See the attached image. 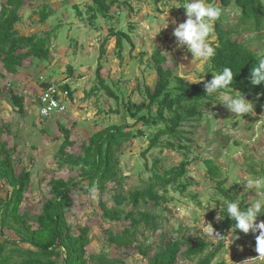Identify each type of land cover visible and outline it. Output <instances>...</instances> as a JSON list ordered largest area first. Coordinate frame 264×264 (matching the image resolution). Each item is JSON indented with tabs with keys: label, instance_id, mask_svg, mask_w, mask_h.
<instances>
[{
	"label": "rangeland",
	"instance_id": "374dc122",
	"mask_svg": "<svg viewBox=\"0 0 264 264\" xmlns=\"http://www.w3.org/2000/svg\"><path fill=\"white\" fill-rule=\"evenodd\" d=\"M4 1L0 0V9ZM90 1H26L18 10L21 20L16 28L26 36H43L51 31L50 58L40 60L28 57L15 74L7 73L0 60V137L9 148L16 146L13 158L17 173L23 168L32 172L21 210L38 215L43 202L51 196L49 182L52 178L79 179L81 175L79 167L56 158L63 142L62 125L71 129L74 142L68 152L77 155L83 152V146L95 132L113 124H128L129 130L135 133L144 130L145 135L128 141L118 153L119 182L109 183L105 192L101 193L90 182L82 181L71 193L73 205L66 217L75 233H79L82 227L88 230L90 244L87 254L94 257L89 264H101L98 260L100 256L118 260L117 264H149V257L165 235L184 242L189 239L192 242L200 235L209 242L206 248V254H209L218 242L214 233L208 234V224L218 232L214 226L219 222L216 219L220 212L216 211L220 209L217 202L226 199L219 191V182L230 193L237 190L236 197L244 203L256 198L254 192L244 193L241 183L251 176H264V105L258 109L254 104V115L236 117L212 98L200 107L201 116L197 120L191 119L181 125L189 138L183 141L187 146L185 150L166 148L167 137H163L157 147L146 153L151 134L159 126H145L143 122L136 124L124 104L147 102L146 87L153 89L158 78L153 68V55L159 51L165 68L172 69L175 75L187 80L204 79L199 83L205 81L209 74L208 64L193 62L190 52L177 47L173 30L187 16L183 6H172L183 0H119L112 8V18L99 16L93 23L86 12ZM74 5H78L84 13L83 19L77 16ZM215 5L222 9L223 28L238 31L233 32V39L264 55V28L259 36L252 23L241 22V12L235 4L228 7H222L220 3ZM43 9L49 14L46 22L41 21ZM111 27L123 29L131 37L132 43H124L123 58L117 56L115 38L108 39ZM213 35L216 44L215 25ZM102 44L106 48L103 56L100 54ZM98 70L104 84L99 81ZM43 83L71 87L74 98L66 101L68 109L65 114H53L43 120L39 118L40 103L37 99ZM104 85L109 86L118 97L108 94ZM10 89L24 96V115L13 105ZM185 156L191 164L180 183L187 188L181 191L169 185L165 192L158 186V193L166 194L167 202L161 200L155 206L153 201H141L138 216L147 212L158 218L155 231L144 224L137 229L136 243L150 246L148 256L144 257L135 246L127 251L117 247L109 237L121 233L131 224L129 221H112L104 214L101 202L108 209L128 211L131 204L126 201L117 205L116 194L129 195L136 190H146L155 183L156 174L163 176L166 170L179 165ZM205 159H212L218 165L219 176L216 179L209 178ZM215 204L214 208L208 209ZM261 220L263 218L259 215L257 223ZM6 234L15 237L10 231ZM258 235L259 232L245 234L241 230H230L224 248L212 264H264V259L255 257L258 254L255 245ZM3 238L0 234V240ZM186 248L187 243L182 246V252ZM195 262L196 259L190 260L180 253L177 264Z\"/></svg>",
	"mask_w": 264,
	"mask_h": 264
},
{
	"label": "trees",
	"instance_id": "16d2710c",
	"mask_svg": "<svg viewBox=\"0 0 264 264\" xmlns=\"http://www.w3.org/2000/svg\"><path fill=\"white\" fill-rule=\"evenodd\" d=\"M26 1L28 0H5L0 9V60L6 72L10 74H15L28 57L48 60L51 55V31H47L43 36L37 34L26 36L21 35L16 28L21 20L18 10ZM118 1L91 0L86 10L89 13L90 22H95L99 16L112 18V8ZM208 2L220 3L222 7L235 4L241 12L240 21L245 24L252 23L256 32L261 36L264 28L263 0H208ZM74 7L77 10V16L83 19L82 10L78 5H74ZM48 18L49 14L43 9L41 21L46 22ZM221 19L215 24L217 42L214 44L215 56L210 61L211 69L219 72L224 67H230L234 73L238 72L233 87L240 90L259 109L264 105V95L258 97V94L264 93V82L252 86L248 79L250 71L256 63L255 57L259 54L250 49L247 44L233 39V32L237 30L223 28ZM109 32L108 39L109 37L115 38L117 56L123 58L125 41L132 43L129 33L115 27H111ZM104 44H102L100 52L102 56L106 53ZM163 60L159 51L153 55V68L156 70L158 78L153 89L146 87L147 102L124 104L126 112L135 120L136 124L143 122L145 126H159L151 134L150 145L146 153L157 147L163 137H167L164 144L166 148L172 151L185 150L187 146L183 144V141L189 140V138L185 136L181 125L190 122L191 119L197 120L201 116L200 107L212 99V97L206 96L204 88V83L213 78L211 71L202 83L189 84L186 78L175 75L172 69L165 68ZM99 70L97 71L99 81L104 84V79H100ZM47 85V83H43V86ZM104 87L108 94L118 97L109 86L104 85ZM64 89L69 91V96L72 99L74 94L70 86L65 85ZM95 89L92 90V93L95 92ZM10 98L19 113L24 115L26 113L24 96L10 89ZM144 111L147 113L145 114ZM161 124L163 125L160 127ZM61 129L63 142L56 158L66 164L79 167L81 175L79 179L75 177L52 178L49 182L51 196L43 202L40 213L35 216L21 210L25 193L31 184L32 172L30 169L23 168L20 173H17V164L13 158L16 146L9 148L8 143L2 141L0 137V191L2 192L0 194V234L4 237L3 240H0V264H89L94 257L92 254H87V247L90 244L88 230L86 227H82L79 233H75L66 217L73 205L71 193L82 181L90 182L101 193L105 192L109 183H118L120 170L118 153L128 141L145 135L144 130H137V133L129 130L128 124L109 125L92 134L88 143L83 146V152L74 155L68 152V148L74 144L71 139V129L64 125L61 126ZM1 132L2 128H0ZM204 163L209 178L216 179L219 176L218 165L212 159H205ZM190 164L191 161L185 156L179 165L166 170L163 176L156 174L155 183L146 190H136L130 192L129 195L120 192L116 194L117 205H123L126 201L131 204L132 207L128 211L108 209L106 204L101 202L104 214L112 221H129L131 224L121 233L109 237L112 242L117 244V247L125 248L124 251H127L135 246L144 257L148 256L150 246L136 243L138 241L136 238L137 229L144 224L155 231L158 228V218L147 212L140 213L138 216L141 201H153L155 206H158L161 200L167 202L166 194L158 193V186H161L165 192L169 185L184 191L187 186L180 182L187 175ZM219 183V191L227 200L237 199V190L234 189L233 193H230L222 187L221 182ZM217 203L218 208H221L220 202ZM241 203L243 206L244 201ZM216 211H220V209H216ZM221 214H224L223 219L214 223V226L225 238L217 243L211 253L206 254L209 242L200 235L194 237L192 242L190 239L184 242L177 237L168 238L165 235L161 243L156 246L153 255L149 257V264H177L180 253L190 260L196 259L194 264H212L216 255L224 248L228 232L233 230L232 226L235 224L230 216L223 212ZM261 216L264 220V214ZM6 231L14 233L15 237H8ZM185 243H187V248L182 252V246ZM98 260L101 264L118 263V260H108L102 256L98 257Z\"/></svg>",
	"mask_w": 264,
	"mask_h": 264
},
{
	"label": "clouds",
	"instance_id": "9594fccd",
	"mask_svg": "<svg viewBox=\"0 0 264 264\" xmlns=\"http://www.w3.org/2000/svg\"><path fill=\"white\" fill-rule=\"evenodd\" d=\"M181 6L186 10L187 19L178 23V26L173 30V35L176 38L178 48L185 49L186 53L190 52L193 62L199 61L201 65L207 63L209 71L214 74L211 80L204 83L206 96L212 97L214 102H219L236 117H245L246 114L254 115V102L247 99L240 90L233 87L238 72L234 73L230 67H224L222 71L217 72L211 69L209 63L216 53L213 46L215 43L213 32L215 23L222 16V9L213 3H209L208 0H183V2L176 3L172 7L179 8ZM173 23L176 22L173 21ZM167 26L168 23L164 28ZM255 58L256 63L248 77L252 86L264 82V55H258ZM202 80L204 79H189L188 83H199ZM259 95H264V93L258 94V97ZM241 184L244 185V193L254 192L256 198L245 202L243 206L239 198L235 200L221 199L219 201L221 208L216 219L218 221L223 219L224 214H221L223 212L235 221L232 226L233 230L239 229L245 234L259 232V235L256 236V252L258 253L257 257L264 259V220L257 223V217L264 214V176H251ZM215 206L216 204L208 209ZM208 225V234L212 235L214 233L217 242L225 238L219 232H215L211 224Z\"/></svg>",
	"mask_w": 264,
	"mask_h": 264
},
{
	"label": "built area",
	"instance_id": "2783aa9c",
	"mask_svg": "<svg viewBox=\"0 0 264 264\" xmlns=\"http://www.w3.org/2000/svg\"><path fill=\"white\" fill-rule=\"evenodd\" d=\"M63 86L64 84H49L41 90L37 99V102L40 103L39 118L45 119L53 114L66 113L68 109L66 101H69L70 97L69 91Z\"/></svg>",
	"mask_w": 264,
	"mask_h": 264
}]
</instances>
